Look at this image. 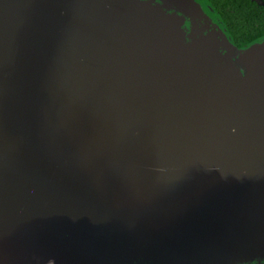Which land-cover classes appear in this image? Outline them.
Wrapping results in <instances>:
<instances>
[{
  "label": "water",
  "instance_id": "95a60500",
  "mask_svg": "<svg viewBox=\"0 0 264 264\" xmlns=\"http://www.w3.org/2000/svg\"><path fill=\"white\" fill-rule=\"evenodd\" d=\"M0 264H264V35L209 0H0Z\"/></svg>",
  "mask_w": 264,
  "mask_h": 264
},
{
  "label": "trees",
  "instance_id": "16d2710c",
  "mask_svg": "<svg viewBox=\"0 0 264 264\" xmlns=\"http://www.w3.org/2000/svg\"><path fill=\"white\" fill-rule=\"evenodd\" d=\"M233 42L241 46L264 35V0H209Z\"/></svg>",
  "mask_w": 264,
  "mask_h": 264
},
{
  "label": "flooded vegetation",
  "instance_id": "af4514ba",
  "mask_svg": "<svg viewBox=\"0 0 264 264\" xmlns=\"http://www.w3.org/2000/svg\"><path fill=\"white\" fill-rule=\"evenodd\" d=\"M258 1V0H257Z\"/></svg>",
  "mask_w": 264,
  "mask_h": 264
}]
</instances>
